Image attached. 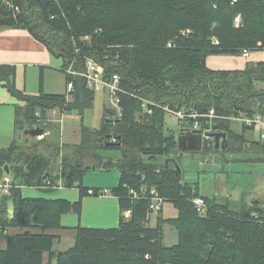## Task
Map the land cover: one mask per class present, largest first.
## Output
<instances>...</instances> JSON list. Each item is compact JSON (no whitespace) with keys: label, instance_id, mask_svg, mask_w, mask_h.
I'll list each match as a JSON object with an SVG mask.
<instances>
[{"label":"trees","instance_id":"16d2710c","mask_svg":"<svg viewBox=\"0 0 264 264\" xmlns=\"http://www.w3.org/2000/svg\"><path fill=\"white\" fill-rule=\"evenodd\" d=\"M236 14L238 26L234 25ZM2 27L26 29L53 56L61 57L63 66L71 59L76 61L74 67L86 56L95 59L104 66V76L118 74L126 91L155 105L143 119L137 113L140 100L121 93V117L111 121L114 110L104 106L100 126L90 128L83 116L93 104L94 92L83 77L67 76L66 82L73 86L65 94L40 91L30 95L16 88L15 66L0 64V82L25 103L17 109V127L28 119L46 131L51 126L46 113L55 108L80 116L75 152L68 148L61 154L58 140L50 141V155L61 154L55 174L49 170L51 159L41 153H19L14 141L0 147V174H9L13 184L10 195L2 200L0 230L39 229L7 234L0 247V264H264V205L244 203L232 210L227 202L200 192L197 182L177 181L168 170L173 163L169 161L166 167L163 159L174 158L179 164L183 153L177 149L176 131L164 130L162 108L198 114L213 109L216 114L214 118L188 117L187 125L198 122L202 128L225 132L226 147L187 152L190 155L226 157L247 152L264 156V142L246 136L253 131L251 126L233 127L235 117L264 115V87L258 85L264 84V59L247 61L242 69L214 70L206 65L208 55L264 49V0H0ZM184 29L191 32L180 34ZM108 135L116 139L111 146L106 144ZM107 150H118L120 158L103 154ZM91 167L120 172L117 185L111 188L118 197V224L105 228L78 225L74 244L56 251L53 245L59 236L48 231L62 228L60 217L70 209L80 213L81 202L26 197L21 188L51 191L62 180L64 187L75 185L82 196L88 195L90 188L82 186V176ZM47 180L51 186L43 187ZM128 187L155 188L177 209V216L164 218L160 210L151 226L150 197L139 194L131 199ZM195 196L206 203L203 217L190 201ZM8 200L13 204L10 218L5 217ZM126 210L129 216L123 215ZM166 222L177 230L178 239L172 245L162 242Z\"/></svg>","mask_w":264,"mask_h":264},{"label":"rangeland","instance_id":"374dc122","mask_svg":"<svg viewBox=\"0 0 264 264\" xmlns=\"http://www.w3.org/2000/svg\"><path fill=\"white\" fill-rule=\"evenodd\" d=\"M240 23V16L236 14L234 19V25L238 26ZM191 29H184L180 31V34H187L190 33ZM217 40L215 37H212L213 40ZM218 41V40H217ZM168 45V44H167ZM264 51V49L259 50ZM229 56V55H228ZM61 60V64L63 65V59L61 57H57ZM76 59V58H75ZM73 61V59H71ZM241 62V61H238ZM70 63V62H69ZM75 64V63H74ZM67 66V65H66ZM65 66V67H66ZM63 71V69H62ZM64 73V71H63ZM65 75V73H64ZM54 81H56L54 77ZM4 83L0 82V88H4ZM64 88L66 87V75L63 81ZM261 86L260 88L264 87V84H258ZM1 88V89H2ZM8 91V90H7ZM66 98L71 100V95H67ZM109 96L106 92H94V100L92 106L84 111L83 116V123L84 125L90 128H98L100 126V121L103 116V107L106 104H109ZM154 103V102H153ZM25 104V103H24ZM56 109V108H55ZM52 114V119H50L51 126L49 129L45 131L43 135L40 136H29L24 134L23 130L28 128H33L37 124H33L32 121L25 119L23 121V125L21 127H17V137L14 140L20 148L17 150L20 152L22 151H29L35 153H41L51 159V167L49 170L51 174H55L58 172V167L61 160V154H65V150L71 148L69 151H76L75 144L79 141V135L77 128V123L75 125L71 124L68 125L67 128L64 129L63 132L60 133V110L56 109ZM40 108L37 109L36 115L40 116ZM46 121V120H44ZM80 123V122H79ZM180 121L178 118L172 114L167 113L165 115V124L164 130L168 131H176L179 127ZM234 128L240 129L242 124L240 122H234ZM56 130H59L58 135H60L59 139H57L58 135H56ZM48 134V135H47ZM47 135V139H44ZM250 138L256 137L258 139V134L256 132L248 131L247 135ZM58 140V141H57ZM111 140V139H108ZM50 141H57L58 146L61 148V154L57 156L50 155L52 151ZM264 142V140H261ZM8 144L10 143L7 142ZM115 143V142H114ZM234 146V145H233ZM251 148V145H250ZM250 148L248 152H250ZM238 151V150H237ZM182 157L180 159V175L182 181H187L191 185L197 182L199 186V190L202 193L208 195L216 196V199L220 202H227L232 210H239L242 204L246 203L248 205H253V203H257L260 206L264 205V156L257 154V153H232L226 154V157H221L219 153H207V154H189L187 152H182ZM106 156L110 157H117L120 158V152L117 150H107V152H103ZM72 158V157H71ZM165 162V159H163ZM9 175V174H8ZM120 177V172L117 169H110V170H103L99 168H90L86 170L82 176V186L87 185L89 188H98V189H106L107 192L104 196H94V198H110L111 202L117 200L116 197L112 192L111 188L117 185ZM58 183H61L59 188L53 187L51 191H44L37 187H24L23 194L29 197H46V198H64L68 200L70 203L72 202H81L84 196L81 195L80 188L75 187H64L62 180H59ZM57 183V184H58ZM55 186H58L55 184ZM44 187V186H43ZM88 196H92L88 194ZM3 198L0 199V212H1V205L3 203ZM101 201L98 202H102ZM108 200V199H107ZM191 201V200H190ZM163 212L161 213L162 216L165 218L169 217H176L177 216V209L172 205L170 202L163 201ZM161 208L154 212L151 210L149 213L148 219L150 220V225L153 226L156 224V218L158 216V212L162 210ZM119 207V206H118ZM196 209V208H195ZM197 211V210H196ZM73 214L75 218L79 215L73 208L70 209L68 212L64 214ZM198 213V212H197ZM7 205L5 208V217H7ZM124 216H129L123 213ZM200 217L205 215H201L198 213ZM119 218V211L117 212V219ZM91 221H95L96 216L90 218ZM149 222V221H148ZM118 224V222H117ZM116 224V225H117ZM115 225V226H116ZM114 227V226H110ZM1 229V228H0ZM4 231L0 230V246L1 237H3ZM177 230L171 223H164L162 225V242L164 245H172L177 242ZM69 237L64 239V242L58 246V248L66 249L68 247L66 243H69Z\"/></svg>","mask_w":264,"mask_h":264},{"label":"crops","instance_id":"0c3cea01","mask_svg":"<svg viewBox=\"0 0 264 264\" xmlns=\"http://www.w3.org/2000/svg\"><path fill=\"white\" fill-rule=\"evenodd\" d=\"M250 51V50H249ZM208 55L206 58L207 67L220 69H242L247 61H262L264 51H250L248 58L241 55ZM241 61V62H238ZM0 64H9L15 66L14 82L18 90L26 94L38 95L40 91L46 94H65L63 81L65 75L62 71L61 60L53 56L45 44L33 37L29 31L23 28L2 27L0 28ZM54 77L56 81H54ZM2 88V87H1ZM0 88V147H7L17 137L16 121L20 118L17 109L22 108L24 101L18 100L12 96L7 88ZM57 111L50 109L46 113L48 121L52 119V114ZM23 112L21 113V115ZM60 133L68 125H75L79 128L80 116L76 113H61L60 115ZM64 126V129H63ZM25 130V129H24ZM23 130V132H24ZM79 132V131H78ZM252 132V131H251ZM253 132H256L253 130ZM257 133V132H256ZM25 134V133H24ZM79 135V133H78ZM256 137L253 136V139ZM259 138V137H258ZM10 143L8 144L7 142ZM7 174V173H6ZM84 186V185H83ZM86 187H89L85 185ZM24 187L21 188L22 196ZM29 197V196H26ZM41 197V196H39ZM103 200L102 202H98ZM108 199V200H107ZM119 211L118 202H111L110 198H94V196H84L80 213L77 218L73 214H62L60 223L62 228L49 230V233L58 235L59 238L54 242L53 248L56 251H64L74 244L75 227L78 225L86 227H110L118 222L117 212ZM163 212V206H162ZM7 217L13 215V204L11 200L7 202ZM128 215V214H126ZM96 216L95 221L91 217ZM166 218V217H165ZM150 223V220H149ZM154 226V225H153ZM30 230L38 232V228L29 227H9L4 229L1 237L2 246H4L7 234L23 232ZM69 237V243L66 249L58 248L64 239ZM0 246V247H2Z\"/></svg>","mask_w":264,"mask_h":264},{"label":"built area","instance_id":"2783aa9c","mask_svg":"<svg viewBox=\"0 0 264 264\" xmlns=\"http://www.w3.org/2000/svg\"><path fill=\"white\" fill-rule=\"evenodd\" d=\"M235 2L236 0H232ZM214 43H218L217 40H213ZM170 46V43H168ZM250 55V51L248 49H243L241 52V56L244 58H248ZM63 71L68 76H81L85 79L86 87L89 88L93 92H106L109 96V107L114 109L117 112V115L120 116V94L128 93L132 96H135L140 100V111L137 112L144 119L146 115H150L152 113V106L155 103L148 101L147 99L135 94V92L130 91L127 92L120 84V77L118 74L114 73L110 76H104V66L100 64L95 59L86 58L81 64L79 68L74 67V62L69 63L66 67H63ZM72 82L69 81L67 83V88H72ZM168 112L175 114L179 119L184 120L185 125H187L186 118L188 117H204V118H214L216 114L213 109H210L208 112L204 114H198L195 111L191 113H187L185 110L178 108L176 110H170L165 108ZM235 120L244 124L246 126H251L254 131L257 132L258 137L261 140H264V115L255 114L253 116H238L235 117ZM190 129H201L202 132L211 130L209 128H202L198 122H194L192 126H188ZM112 141H115V138H111ZM58 186L52 185L53 187L59 188L61 183L57 184ZM12 178L8 174H0V199L9 196L12 189ZM51 186L50 180H47L44 187ZM107 192L106 189H88L87 194L95 195V196H104ZM140 196L150 197V206L149 208L156 212L163 205L164 198L161 197L155 188L147 189L145 187H141L139 191L128 187V195L131 199H137ZM191 202L194 204L197 212L201 215L206 213V203L201 196H195L191 199ZM125 214L129 215V210L125 211Z\"/></svg>","mask_w":264,"mask_h":264},{"label":"water","instance_id":"95a60500","mask_svg":"<svg viewBox=\"0 0 264 264\" xmlns=\"http://www.w3.org/2000/svg\"><path fill=\"white\" fill-rule=\"evenodd\" d=\"M24 133L29 136H40L45 133V129L40 126L28 128ZM177 149L181 152H195L207 148L224 149L226 147V133L220 131L207 130L202 132L201 129H190L188 126H179L175 132ZM108 139L112 137L107 136ZM115 141L108 140L107 145H113ZM171 161L173 167L169 168L168 163ZM165 165L168 167L172 176L177 180H181L180 166L174 158L165 159ZM7 168V166H5ZM8 172V170L6 171ZM46 178V175L44 176Z\"/></svg>","mask_w":264,"mask_h":264},{"label":"bare ground","instance_id":"6f19581e","mask_svg":"<svg viewBox=\"0 0 264 264\" xmlns=\"http://www.w3.org/2000/svg\"><path fill=\"white\" fill-rule=\"evenodd\" d=\"M87 38H88V37H84V39H87ZM86 58H91V57H88V56L84 57L83 60H82V62H83ZM91 59H93V58H91ZM72 62L75 63L76 61L74 60V61H72ZM100 64H101V63H100ZM79 67H80V65H79ZM79 67H76V68H79ZM113 74H114V73H113ZM65 75H66V74H65ZM67 76H68V75H66V77H67ZM72 77H74V76H72ZM75 77H76V76H75ZM84 80H85V79H84ZM68 82H69V81L66 82V90H71L72 88H71V89H68V88H67V83H68ZM85 85H86V84H85ZM127 92H128V91H127ZM125 94H128V93H125ZM129 95H130V94H129ZM108 102H109V101H108ZM106 107L110 108L109 105H107V104H106ZM162 108H163V109L165 110V112H166L165 115H166L167 113H170V112H168V111L165 109V108H168L167 106H163ZM168 109H169V108H168ZM113 110H114V109H113ZM120 110H121V114H120V116L117 115V112L114 110V114H113L111 117H109L111 121H116V120H118V119L121 117V115H122V109H121V106H120ZM170 110H171V109H170ZM172 114H173V113H172ZM174 115H175V114H174ZM175 116H176V115H175ZM176 117H177V116H176ZM177 118H178V117H177ZM178 120L180 121V123H179V126H180V127H181V126H184V127L186 126L184 120H181V119H179V118H178ZM91 168H94V167H91ZM140 188H141V187H140ZM90 189H93V188H90ZM97 189H98V188H97ZM193 205H194V204H193ZM194 207H195V206H194Z\"/></svg>","mask_w":264,"mask_h":264},{"label":"flooded vegetation","instance_id":"af4514ba","mask_svg":"<svg viewBox=\"0 0 264 264\" xmlns=\"http://www.w3.org/2000/svg\"><path fill=\"white\" fill-rule=\"evenodd\" d=\"M169 168H171V167H169Z\"/></svg>","mask_w":264,"mask_h":264}]
</instances>
